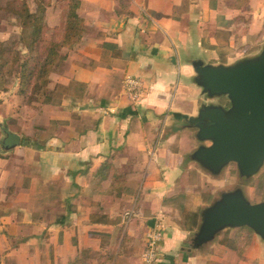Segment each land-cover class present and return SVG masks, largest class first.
Returning a JSON list of instances; mask_svg holds the SVG:
<instances>
[{
    "label": "crops",
    "instance_id": "1",
    "mask_svg": "<svg viewBox=\"0 0 264 264\" xmlns=\"http://www.w3.org/2000/svg\"><path fill=\"white\" fill-rule=\"evenodd\" d=\"M78 13L84 32L52 68L46 103H23L17 82L0 90V125L20 136L0 150V264H145L156 225L152 264H264L248 228L190 249L218 182L192 161L199 143L181 117L214 103L192 62L261 50L264 0H79ZM126 75L142 83L137 102Z\"/></svg>",
    "mask_w": 264,
    "mask_h": 264
},
{
    "label": "water",
    "instance_id": "2",
    "mask_svg": "<svg viewBox=\"0 0 264 264\" xmlns=\"http://www.w3.org/2000/svg\"><path fill=\"white\" fill-rule=\"evenodd\" d=\"M195 84L206 100L195 117L182 115L195 130L198 147L191 159L212 176L235 164L238 175L249 179L264 165V43L254 56L231 65L191 63ZM228 106V107H227ZM0 150L8 153L20 145V136L0 125ZM208 144V145H207ZM248 228L264 245V200L250 203L241 188L221 192L200 212V223L190 239L198 250L226 231Z\"/></svg>",
    "mask_w": 264,
    "mask_h": 264
},
{
    "label": "trees",
    "instance_id": "3",
    "mask_svg": "<svg viewBox=\"0 0 264 264\" xmlns=\"http://www.w3.org/2000/svg\"><path fill=\"white\" fill-rule=\"evenodd\" d=\"M57 1L61 7L60 24L50 35H47L45 16L51 0H34V10L27 5V0H11L7 4V11L19 18L22 32L26 34L19 42L26 48L27 56L19 63L17 53L3 49L0 44V90H9L17 82V95L26 104L42 105L51 98L47 88L51 70L64 62L67 51L76 46L84 32V21L78 13L79 0ZM13 69L18 70L17 77L11 76ZM9 78L14 81L8 83Z\"/></svg>",
    "mask_w": 264,
    "mask_h": 264
},
{
    "label": "rangeland",
    "instance_id": "4",
    "mask_svg": "<svg viewBox=\"0 0 264 264\" xmlns=\"http://www.w3.org/2000/svg\"><path fill=\"white\" fill-rule=\"evenodd\" d=\"M11 0H0V44L3 46L5 50H13L17 53L18 62L22 61L27 56V50L23 47L22 43L19 42L26 37V34H23L20 20L16 15L11 14L7 11V4ZM27 5L31 10L35 9L34 0H27ZM61 18V7L60 2L57 0H51L49 7L46 10L45 21L49 31L47 35H50L51 32L58 27L60 24ZM256 54L247 53L246 55H242L240 58H244L246 56H254ZM20 63V62H19ZM60 64V63H59ZM58 64V65H59ZM11 76H18V70L13 69L10 71ZM7 82L12 83L14 78H9ZM6 80V79H5ZM224 98H214V102L223 103ZM215 179L218 182V187L216 188V196L224 191H231L236 188H241L244 192L247 200L254 204L259 203L264 200V165L260 169V171L253 176L252 178L245 179L238 175L237 168L235 164H229L219 176H215ZM198 192H200L198 190ZM199 209V208H198ZM203 209V208H200ZM190 243V241H189ZM110 255H114V251L111 250ZM88 258H94L95 255L88 254L86 255ZM89 263V262H88ZM87 262L84 264H88ZM74 264H81L79 261H76ZM111 264V262L106 263Z\"/></svg>",
    "mask_w": 264,
    "mask_h": 264
},
{
    "label": "built area",
    "instance_id": "5",
    "mask_svg": "<svg viewBox=\"0 0 264 264\" xmlns=\"http://www.w3.org/2000/svg\"><path fill=\"white\" fill-rule=\"evenodd\" d=\"M123 89L131 102H137L143 95V86L138 78L126 75L123 80ZM163 239V229L156 225L147 234V239L142 252L145 264H152L157 259V247Z\"/></svg>",
    "mask_w": 264,
    "mask_h": 264
},
{
    "label": "flooded vegetation",
    "instance_id": "6",
    "mask_svg": "<svg viewBox=\"0 0 264 264\" xmlns=\"http://www.w3.org/2000/svg\"><path fill=\"white\" fill-rule=\"evenodd\" d=\"M228 107V106H227Z\"/></svg>",
    "mask_w": 264,
    "mask_h": 264
}]
</instances>
